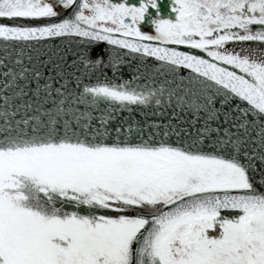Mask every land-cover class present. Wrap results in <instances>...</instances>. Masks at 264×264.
Masks as SVG:
<instances>
[{"label": "snow or ice", "instance_id": "snow-or-ice-1", "mask_svg": "<svg viewBox=\"0 0 264 264\" xmlns=\"http://www.w3.org/2000/svg\"><path fill=\"white\" fill-rule=\"evenodd\" d=\"M0 264H264V0H0Z\"/></svg>", "mask_w": 264, "mask_h": 264}]
</instances>
